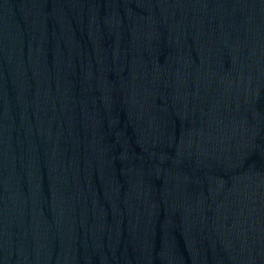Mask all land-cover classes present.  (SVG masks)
I'll return each mask as SVG.
<instances>
[{
	"label": "water",
	"instance_id": "95a60500",
	"mask_svg": "<svg viewBox=\"0 0 264 264\" xmlns=\"http://www.w3.org/2000/svg\"><path fill=\"white\" fill-rule=\"evenodd\" d=\"M0 264H264V0H0Z\"/></svg>",
	"mask_w": 264,
	"mask_h": 264
}]
</instances>
